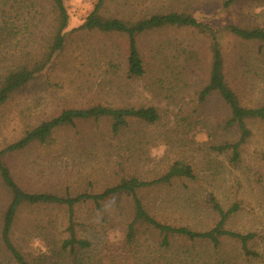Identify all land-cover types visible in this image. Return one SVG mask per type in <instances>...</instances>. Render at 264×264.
<instances>
[{
  "label": "rangeland",
  "instance_id": "374dc122",
  "mask_svg": "<svg viewBox=\"0 0 264 264\" xmlns=\"http://www.w3.org/2000/svg\"><path fill=\"white\" fill-rule=\"evenodd\" d=\"M64 1L69 12V24L64 30L66 48L0 107V149L67 107L99 102L114 106L153 105L160 119L154 124L134 122L120 134L111 131L106 119L78 121L75 126L59 128L48 146H32L7 158L18 181L28 190L97 192L121 176L155 178L173 162L184 160L192 165L196 178H176L168 184L140 189L145 208L162 222L207 230L219 219L211 198L224 209L237 204L238 210L226 220V227L256 233L250 247L258 254L245 256L240 244L229 237L222 238L218 249L206 241L174 237L169 253H163L159 252L158 241L149 236L138 241L143 248L136 246L141 249L137 253L143 255L149 245L148 251L155 253L149 262L180 255L186 264H264V122L249 121L251 136L241 146L239 163H231L228 152L217 154L211 150L214 143L236 140L238 133L224 132L223 119L228 110L219 97L199 99L212 55L207 35L175 26L141 35L139 47L146 72L141 77H130L126 37L78 29L97 0ZM147 4L143 6L151 10H188L214 27L231 23L264 27V0H239L226 9L221 8V0H150ZM129 10L130 3L125 0H107L102 13L123 16ZM13 22L25 30L22 19ZM23 33L9 34L12 37L0 45L18 54L26 52L27 41L34 44L38 53L50 41L46 28L37 36ZM21 40L16 48L11 46ZM222 41L228 80L242 105L263 104L264 47L231 34ZM107 55L114 58L115 67L107 62ZM2 198L0 195L3 201ZM104 208L101 213L93 205H77L76 223L81 229L88 223L87 228L93 230L101 227L102 216L107 217L105 226L111 229L103 255L105 263H109L113 255L121 253L125 243V228L133 217L132 202L130 197H117L106 202ZM66 209H24L16 236L37 231L31 223L36 220L40 229L52 232L48 219L58 216L61 220L67 216ZM58 227L62 229L64 223ZM18 242L26 254L47 253L50 248L47 242L29 234L25 240L18 238ZM137 253L134 257L132 251L127 253L125 264H140Z\"/></svg>",
  "mask_w": 264,
  "mask_h": 264
},
{
  "label": "trees",
  "instance_id": "16d2710c",
  "mask_svg": "<svg viewBox=\"0 0 264 264\" xmlns=\"http://www.w3.org/2000/svg\"><path fill=\"white\" fill-rule=\"evenodd\" d=\"M106 1L97 0L78 29L126 37L127 73L130 77H141L146 72L145 61L139 47L141 35L169 26L197 29L207 35L212 55L208 78L198 92L199 99L207 101L213 96L219 97L228 110L227 116L223 119L224 132L238 133L236 140L217 142L210 148L217 154L228 152L231 163H239L241 146L251 136L249 121L258 119L264 122V103L258 106L242 105L239 95L228 80L222 38L231 34L264 47V27L241 26L234 23L214 27L188 10L162 11L144 7L145 4L149 5L147 3H150V0H125L131 7L128 15L107 16L102 13ZM238 1L221 0V8H230ZM141 5L143 7L140 8ZM13 19H22L25 30L13 22L15 21ZM68 24L69 12L64 0H0V43L12 37L9 34L14 33L24 32L23 35L28 37L27 34L30 32L29 35L37 36L43 28L48 30L50 36V41L38 53L34 44L27 41L24 43L26 52L18 54L11 53L8 48L0 45V107L12 93L35 79L47 63L66 48L67 36L64 30ZM21 42L22 40L17 41L11 46L16 48ZM109 56H106L107 62L115 67L114 58ZM102 119L109 121L110 129L114 134H120L129 129L134 122L154 124L159 121L160 115L153 105L114 106L99 102L84 107H67L58 114L41 120L22 137L0 149V195L4 196L3 201L0 200V264H125L123 258L126 259L125 256L130 251H132L131 257H134L138 250L143 248L138 241L146 236L154 237L158 241L159 252L163 253H169L174 237H182L193 242L206 241L211 243L214 249L222 245L223 237H229L240 244L241 253L245 256L258 254L250 247V242L256 237V233H244L226 227V220L238 210L237 204L224 209L215 198H211L212 207L218 213L219 219L207 230L162 222L145 208L139 195L140 189L168 184L176 178H196L192 165L184 160L173 162L166 171L155 178H140L134 174L121 176L117 182L97 192L86 189L77 193L28 190L18 181L7 162L8 157L22 153L32 146H48L54 141V133L59 128L75 126L78 121ZM122 196L130 197L133 217L126 225L125 243L121 247V253L113 255V259L105 263L103 251L107 246L108 232L111 229L110 226H105L107 217L102 216L100 219L101 227L97 226L90 230L87 228L88 223H85L83 224L85 228L81 229L76 223V206L93 205L96 210L104 213L106 202ZM43 206L66 207L67 216L63 215L61 220L58 216L48 219L47 225L52 226V232L40 229L41 224L36 220L31 223L33 229L37 231L22 232L16 236L18 232L16 226L22 211ZM63 223L64 227L59 228L58 226ZM28 234L47 242L50 245L48 252L24 253L18 238L25 240ZM136 246L141 247L136 249ZM148 250H150L149 245L143 255L137 253L140 264H186L180 255L175 258L158 257L159 259L156 255L155 258L158 260L149 262L150 255L154 256L155 253H150ZM192 261L194 263V259Z\"/></svg>",
  "mask_w": 264,
  "mask_h": 264
}]
</instances>
